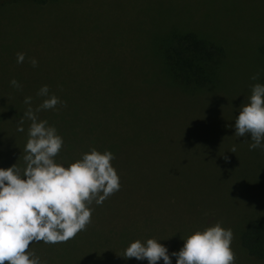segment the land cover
Returning a JSON list of instances; mask_svg holds the SVG:
<instances>
[{"label": "rangeland", "instance_id": "374dc122", "mask_svg": "<svg viewBox=\"0 0 264 264\" xmlns=\"http://www.w3.org/2000/svg\"><path fill=\"white\" fill-rule=\"evenodd\" d=\"M189 31L220 45L226 55L218 82L193 95L170 79L161 60L174 35ZM263 45L264 0H56L44 6L21 0L0 6V86L6 89L0 97V168L26 166L28 130L23 126L19 136L11 114L23 107L22 96L30 91L35 109L42 100L33 102V95L43 85L55 93L80 87L85 139L98 149L118 144L114 167L141 164L147 172L141 207L134 206L136 199L125 211L110 195L99 210L128 214L120 221L134 223L141 232L136 240L154 238L170 255L182 248L183 238L220 222L233 232L235 264H264L240 240L249 220L264 217V148L250 150V134L234 135L251 86L261 84ZM19 52L25 61L13 65L11 56ZM62 107L37 117L49 118L63 137L55 161L67 166L81 152L71 150L63 135L69 123L63 116L60 121ZM233 146L235 153L229 151ZM69 241H41L30 250L42 264H83Z\"/></svg>", "mask_w": 264, "mask_h": 264}, {"label": "clouds", "instance_id": "9594fccd", "mask_svg": "<svg viewBox=\"0 0 264 264\" xmlns=\"http://www.w3.org/2000/svg\"><path fill=\"white\" fill-rule=\"evenodd\" d=\"M29 59L35 67L37 60ZM24 61L25 54L17 53L16 62ZM251 78L258 79V74ZM10 84L20 88L15 79ZM37 95L45 99L33 109L32 97L26 96L28 107L17 123V131L23 132L25 119L31 121L23 149L26 166L22 171L16 164L0 168V264H42L30 250L31 244H58L74 238L91 223L93 202L100 205L121 188L120 176L112 164L115 155L110 150L93 148L67 166L55 161L64 139L48 121L39 120L37 113L55 110L64 102L50 95L48 85L41 86ZM234 128L236 137L251 135L250 150L264 148V84L251 86V95L241 105ZM229 151L235 153L236 147ZM183 240L182 248L171 255L154 238L135 240L122 256L146 259L148 264H157L161 259L163 264H172V257H176V264H235L233 232L220 222Z\"/></svg>", "mask_w": 264, "mask_h": 264}, {"label": "trees", "instance_id": "16d2710c", "mask_svg": "<svg viewBox=\"0 0 264 264\" xmlns=\"http://www.w3.org/2000/svg\"><path fill=\"white\" fill-rule=\"evenodd\" d=\"M0 1L1 7L21 3V0ZM30 1L44 6L56 0ZM260 55L262 61L260 80L261 84H264V45L261 47ZM225 57L224 49L220 45L203 39L197 33L191 31L174 35V41L167 44L161 54L163 70L185 93L192 95L209 89L218 82ZM49 93L50 95L56 94L61 101H65L59 113L63 112L60 121L63 116V119L69 123L68 132L63 135L70 138L71 150H78V152H81L80 156L83 153L90 152L93 148L98 151L110 150L115 155L119 148L118 144L109 143L107 148H105V145L104 149H98L95 141L85 139V135H83V128L81 127L82 88H69L57 93L49 88ZM43 99L45 97L33 95V102L43 101ZM9 110L13 111L14 108L10 107ZM41 112L37 114L39 115ZM53 115L55 118L56 116L59 117L57 113L53 114L51 111V116ZM42 117L46 118L48 116ZM48 119L45 120L48 121ZM15 129L19 136H24L23 132L17 131V125ZM24 139H28V137L24 136ZM87 142L90 143L85 144ZM80 143H83L84 146ZM115 169L120 176L121 188L112 194L113 198L110 199L118 200L125 211L129 210L131 202L136 199L139 202L135 203L134 206L141 207L140 204L147 195V189L149 190V186L145 184L147 175L145 168L141 164H129V167H115ZM101 205L105 206V202L100 205L93 202L91 207L94 211L92 212L91 223L86 226L85 230L77 233L71 239L72 241H69V244L75 245L74 250H79L76 252L83 255V264H117L120 259L125 260L126 258L122 256L125 248L141 234L138 228L132 226L134 223L129 220L121 224L120 220L125 219V215L128 214L115 213L112 210H110V214H107L105 208L99 210ZM101 224L103 229L100 230L99 226ZM77 238H80V241H77ZM240 240L242 247L250 257L256 260H264V217L249 220L241 233ZM78 242H81V244ZM114 248L117 251L116 257L115 255L112 256Z\"/></svg>", "mask_w": 264, "mask_h": 264}, {"label": "crops", "instance_id": "0c3cea01", "mask_svg": "<svg viewBox=\"0 0 264 264\" xmlns=\"http://www.w3.org/2000/svg\"><path fill=\"white\" fill-rule=\"evenodd\" d=\"M11 58H12L11 62L13 63V65L17 64V62H16V56L13 55V56H11ZM17 66H18V64H17ZM17 66H15V67H13V68H16ZM0 90H1V94H0V97H1V96L5 95V93H6V89L0 86ZM28 96H31V97H32V95H30V91H29V93H28ZM24 98H25V97L22 96V99H23V107H22L21 109L15 111V112H13V113L11 112V114H13V115H12L13 118H14L16 121H19V120L21 119V117L23 116V113L26 111V109H27V107H28V105H26V104L24 103ZM31 105H32V107H33V103H32V101H31ZM12 108H13V106H12ZM30 123H31V121L25 119V121H24V126H26V130H28V127H29ZM25 137H26V136H25Z\"/></svg>", "mask_w": 264, "mask_h": 264}]
</instances>
